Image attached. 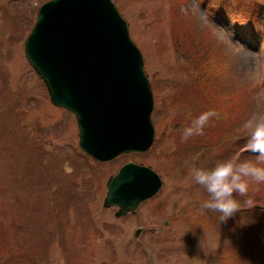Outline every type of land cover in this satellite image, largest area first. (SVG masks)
I'll return each mask as SVG.
<instances>
[{"label": "rangeland", "instance_id": "1", "mask_svg": "<svg viewBox=\"0 0 264 264\" xmlns=\"http://www.w3.org/2000/svg\"><path fill=\"white\" fill-rule=\"evenodd\" d=\"M45 1L0 0V264H264V184L234 193L239 211L220 221L191 175L236 152L256 159L240 126L264 107V0H112L142 52L155 139L108 162L80 149L73 113L52 105L24 56ZM209 109L204 134L182 142ZM128 161L162 186L119 218L103 199Z\"/></svg>", "mask_w": 264, "mask_h": 264}, {"label": "water", "instance_id": "2", "mask_svg": "<svg viewBox=\"0 0 264 264\" xmlns=\"http://www.w3.org/2000/svg\"><path fill=\"white\" fill-rule=\"evenodd\" d=\"M33 24L24 56L52 105L74 114L80 149L99 162L148 151L155 138L151 83L113 1L47 0ZM106 182L103 203L117 217L134 214L162 186L155 169L134 161Z\"/></svg>", "mask_w": 264, "mask_h": 264}, {"label": "clouds", "instance_id": "3", "mask_svg": "<svg viewBox=\"0 0 264 264\" xmlns=\"http://www.w3.org/2000/svg\"><path fill=\"white\" fill-rule=\"evenodd\" d=\"M258 100L264 102V91L259 93ZM216 116L218 113L209 109L191 118L183 129L181 141L203 135L205 127ZM240 127L246 137L243 150L255 153V160L241 159L242 153L236 152L217 160L212 167H191L194 182L208 194L201 207L220 213V221H226L239 211V201L234 198V193L247 196L250 185L264 184V107H254L248 112Z\"/></svg>", "mask_w": 264, "mask_h": 264}, {"label": "trees", "instance_id": "4", "mask_svg": "<svg viewBox=\"0 0 264 264\" xmlns=\"http://www.w3.org/2000/svg\"><path fill=\"white\" fill-rule=\"evenodd\" d=\"M22 224V223H21ZM24 224V223H23ZM16 225H17V227H16ZM16 225H14V229H16L15 230V232H14V234H17L18 232H21L22 230L25 232V230H26V228H24V227H22V225L19 227L18 225V223L16 224ZM0 226H2V225H0ZM0 234L2 233V231H5V229H2V227H0ZM21 235H23L22 233H21ZM20 237V236H19ZM22 237V236H21Z\"/></svg>", "mask_w": 264, "mask_h": 264}]
</instances>
